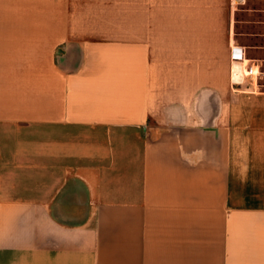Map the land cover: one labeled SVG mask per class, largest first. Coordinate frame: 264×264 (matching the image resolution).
I'll return each mask as SVG.
<instances>
[{
	"label": "crops",
	"instance_id": "0c3cea01",
	"mask_svg": "<svg viewBox=\"0 0 264 264\" xmlns=\"http://www.w3.org/2000/svg\"><path fill=\"white\" fill-rule=\"evenodd\" d=\"M0 264H264V0H0Z\"/></svg>",
	"mask_w": 264,
	"mask_h": 264
},
{
	"label": "built area",
	"instance_id": "2783aa9c",
	"mask_svg": "<svg viewBox=\"0 0 264 264\" xmlns=\"http://www.w3.org/2000/svg\"><path fill=\"white\" fill-rule=\"evenodd\" d=\"M231 56V80L234 82H242L244 80L256 81L259 71L256 70L254 63H249L243 59V51L239 46H233L230 49Z\"/></svg>",
	"mask_w": 264,
	"mask_h": 264
},
{
	"label": "rangeland",
	"instance_id": "374dc122",
	"mask_svg": "<svg viewBox=\"0 0 264 264\" xmlns=\"http://www.w3.org/2000/svg\"><path fill=\"white\" fill-rule=\"evenodd\" d=\"M164 59H169V57H165L164 56ZM184 59H185V57H184ZM163 65H164V68H168V69H176L175 67V65H179V70H182L184 67H185V61H180L179 62V64H177V63H173V66L172 67H170V63L167 61V62H163Z\"/></svg>",
	"mask_w": 264,
	"mask_h": 264
}]
</instances>
